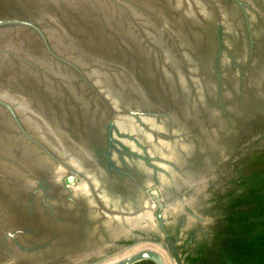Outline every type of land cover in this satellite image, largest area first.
I'll return each mask as SVG.
<instances>
[{"label": "water", "instance_id": "95a60500", "mask_svg": "<svg viewBox=\"0 0 264 264\" xmlns=\"http://www.w3.org/2000/svg\"><path fill=\"white\" fill-rule=\"evenodd\" d=\"M263 129L264 0H0V264L142 239Z\"/></svg>", "mask_w": 264, "mask_h": 264}, {"label": "rangeland", "instance_id": "374dc122", "mask_svg": "<svg viewBox=\"0 0 264 264\" xmlns=\"http://www.w3.org/2000/svg\"><path fill=\"white\" fill-rule=\"evenodd\" d=\"M264 156V129L206 174L142 239L91 264H117L142 250H155L167 264H190L204 242L214 239L225 210L243 187L242 171L254 156Z\"/></svg>", "mask_w": 264, "mask_h": 264}, {"label": "trees", "instance_id": "16d2710c", "mask_svg": "<svg viewBox=\"0 0 264 264\" xmlns=\"http://www.w3.org/2000/svg\"><path fill=\"white\" fill-rule=\"evenodd\" d=\"M242 177V190L229 202L223 224L211 242L196 248L190 264H264V156L251 158Z\"/></svg>", "mask_w": 264, "mask_h": 264}]
</instances>
